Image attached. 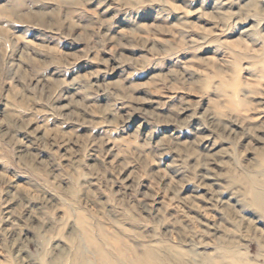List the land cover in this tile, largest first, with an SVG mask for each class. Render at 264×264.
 Masks as SVG:
<instances>
[{"label": "clouds", "instance_id": "obj_1", "mask_svg": "<svg viewBox=\"0 0 264 264\" xmlns=\"http://www.w3.org/2000/svg\"><path fill=\"white\" fill-rule=\"evenodd\" d=\"M0 31V264H264V0H5Z\"/></svg>", "mask_w": 264, "mask_h": 264}, {"label": "rangeland", "instance_id": "obj_2", "mask_svg": "<svg viewBox=\"0 0 264 264\" xmlns=\"http://www.w3.org/2000/svg\"><path fill=\"white\" fill-rule=\"evenodd\" d=\"M5 4V0H0V5ZM88 7H92L91 5H89ZM73 19H77L76 17H73ZM193 19H195L193 17ZM79 22V21H78ZM146 24L150 23V21L145 20L144 21ZM194 27H198L197 25H194ZM205 27H207V25H205ZM12 31L15 32L16 35H23V28H12ZM51 31V29L49 27H45L43 26V23H39L37 24L36 27L33 28L31 35L28 37V39H30L34 44L40 45L42 42L40 39H38L39 36H41L42 33L45 32H49ZM3 33L2 31H0V36H2ZM74 37L75 39L73 40L71 37H66L64 40V44L63 47H61L59 49L60 53H63L67 56L73 57V58H77V64L76 66L80 69V72L77 73L79 75H87L88 72L90 71H96L98 69H102L105 67V65L103 64H99L96 60L95 57H93L91 60H85L80 57V53L88 46V33H86L83 30H79L74 32ZM49 47H53V45H49ZM114 48V46H113ZM113 48H110L107 52H101L100 56L104 59H107L109 56L112 55L113 52ZM152 49H144V48H138L135 50V53H133L132 49H121L120 50V55L118 57H116V61L118 62L122 57H127L129 60L135 58L137 60H139L141 57H147L151 54ZM37 60H39V57H36ZM127 66V65H126ZM49 72L52 71V69L48 70ZM155 74V73H154ZM28 76L27 71H25L24 75L21 77V83H24L26 78ZM50 80H55L56 77L55 76H49ZM120 79V69L119 68H115V70L113 71V73L108 76L107 79H105L103 77V75H101L100 77H92V82L94 84H99L101 87L113 83L114 81ZM151 80V76L146 77L144 79H137V83L141 84V85H148L149 82ZM48 85H45L42 83V81L39 78H35L31 81V87L33 89H40L41 91L43 90V88L47 87ZM64 89L61 88V91H63ZM71 95L74 97V99L76 100L77 105L81 104V103H85L86 107H90L92 108V112L93 114L96 113L97 109L105 104L107 101L105 99V95L103 94L100 96L99 100H89L88 102H84L81 100L80 96H77L75 91H72ZM70 101L68 99H63L61 101H58L57 104L58 106H62L64 108V114L67 115L68 117L73 118L66 129L63 130V132H61L60 130H56L54 135H53V139L59 138L62 135L66 136L69 132H71L73 130L74 127L77 126L78 124V117L80 115L79 112H69L67 110V106L69 105ZM6 108L5 104H0V118L3 117L4 110ZM60 122V119L57 118L55 121V124L58 125ZM30 127L35 128V125H30ZM80 129H81V134L82 135H86L87 134V125H80ZM53 133V127L50 126L49 128H45L42 131H38L36 133V135H50ZM19 135L21 137H23L25 135V133L21 132L19 133ZM79 139V137H77ZM59 152L61 154H63L64 149L61 148L59 149ZM48 155L47 151H44V156L46 157ZM66 162V161H65ZM3 166L0 165V183H3L4 181V174H3ZM7 176L11 178V182L12 184H15L17 187H24V188H28L30 187V185L27 183V178L24 176H19L13 175L12 171H9L7 173ZM14 190V189H13ZM33 204H36V201L32 202ZM16 207V202H13L11 204H9L7 206L8 209H14ZM7 226V225H6Z\"/></svg>", "mask_w": 264, "mask_h": 264}]
</instances>
